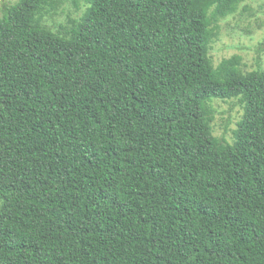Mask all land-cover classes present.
Returning <instances> with one entry per match:
<instances>
[{
    "label": "trees",
    "instance_id": "obj_1",
    "mask_svg": "<svg viewBox=\"0 0 264 264\" xmlns=\"http://www.w3.org/2000/svg\"><path fill=\"white\" fill-rule=\"evenodd\" d=\"M66 1L1 6L0 264H264V67L210 52L243 0Z\"/></svg>",
    "mask_w": 264,
    "mask_h": 264
},
{
    "label": "rangeland",
    "instance_id": "obj_2",
    "mask_svg": "<svg viewBox=\"0 0 264 264\" xmlns=\"http://www.w3.org/2000/svg\"><path fill=\"white\" fill-rule=\"evenodd\" d=\"M6 1L0 0V17L2 16L1 6ZM72 1H66L63 7L64 12L59 14L58 20H65L67 11L75 15ZM84 9V7H82ZM264 0H243L239 9L221 21L219 38L213 43L211 55L215 64L223 58L233 54H241L246 69L258 68L259 64L264 67ZM216 113L214 121V133L216 136L225 135L232 141L230 129L237 127L236 122L241 118L243 108L237 102V98L230 100L214 99L212 102ZM230 120L229 130L224 128L225 121Z\"/></svg>",
    "mask_w": 264,
    "mask_h": 264
}]
</instances>
